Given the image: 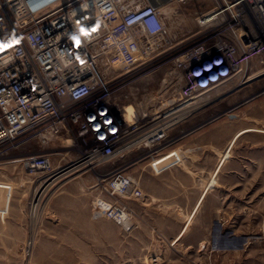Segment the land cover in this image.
I'll return each mask as SVG.
<instances>
[{
  "label": "rangeland",
  "instance_id": "obj_1",
  "mask_svg": "<svg viewBox=\"0 0 264 264\" xmlns=\"http://www.w3.org/2000/svg\"><path fill=\"white\" fill-rule=\"evenodd\" d=\"M172 54L114 77V102L129 112L163 105L176 94ZM202 95L170 130L172 140L185 133L171 146L181 161L160 173L142 147L70 169L82 153L65 135L45 144L31 137L0 160V264H264V78L241 86L235 78ZM38 152L68 173L36 186L43 176H29L18 159ZM121 170L138 195L105 191L103 180ZM117 204L128 209L126 228L104 214Z\"/></svg>",
  "mask_w": 264,
  "mask_h": 264
},
{
  "label": "built area",
  "instance_id": "obj_2",
  "mask_svg": "<svg viewBox=\"0 0 264 264\" xmlns=\"http://www.w3.org/2000/svg\"><path fill=\"white\" fill-rule=\"evenodd\" d=\"M190 1L0 0V160L31 137L45 144L65 135L82 153L73 165H100L132 147L145 149L155 173L181 161L171 146L185 133L172 140L170 130L186 114L168 122L186 102L235 78L237 86L264 78L243 70L254 59L264 70V0H214L208 8ZM168 52L175 95L130 112L114 102V77ZM18 160L29 176H43V187L68 170L44 152ZM103 181L106 192L139 194L123 170ZM104 214L128 226L125 205Z\"/></svg>",
  "mask_w": 264,
  "mask_h": 264
},
{
  "label": "bare ground",
  "instance_id": "obj_3",
  "mask_svg": "<svg viewBox=\"0 0 264 264\" xmlns=\"http://www.w3.org/2000/svg\"><path fill=\"white\" fill-rule=\"evenodd\" d=\"M182 21V19H180V22ZM183 22V21H182ZM257 60V59H256ZM258 61V60H257ZM258 64V63H257ZM264 74V70L263 69H259V68H257L251 75H250V78H253V77H256V76H261V75H263ZM220 86V85H219ZM214 89V88H213ZM216 89V88H215ZM212 94V93H211ZM215 96V95H214ZM204 97H206L205 95H196L193 99H191V100H189V101H187L186 102V105H185V109H184V111H182V113H180L178 116H176L175 118H173V119H171L169 122H168V124L170 125V124H172L174 121H176L181 115H184V114H186L187 112H189L190 110H192L193 108H195L196 106H198V105H200V103L202 102L201 100L204 98ZM209 99V98H208ZM207 100V99H206ZM145 108H147V107H145ZM145 108H143V109H145ZM131 111V110H130ZM138 142V141H137ZM136 143V140H133V141H130L128 144H126L125 146H123V148H127V147H130L131 145H133V144H135ZM80 157V156H79ZM86 161H89V160H86ZM86 161H82V162H84V163H90V161L89 162H86ZM78 164H80V163H78ZM78 164H75V165H73L72 166V168H70V169H73L74 167H77L78 166ZM67 165V164H66ZM70 165V164H69ZM83 166V165H82ZM69 168V167H68ZM69 169V170H70ZM68 171V170H67ZM75 171H76V169H75ZM68 173V172H67ZM60 175V174H59ZM67 175H69V174H67ZM40 176V175H39ZM67 177V176H66ZM40 178V177H39ZM38 178V179H39ZM42 178V177H41ZM40 178V179H41ZM37 179V178H36ZM57 181V180H56ZM53 183V182H52ZM51 184V183H50ZM37 185H39L38 183L36 184V186ZM36 186H35V188L33 189L34 191H35V189H36ZM43 187V186H42ZM45 187V186H44ZM43 187V188H44ZM40 192V191H39ZM32 194V193H31ZM34 194V193H33ZM37 194V196H38V193H36ZM36 197V196H35ZM40 197V196H39ZM38 198V197H37ZM42 198V197H41ZM32 200H33V198H32ZM102 205V204H101ZM33 215V214H32Z\"/></svg>",
  "mask_w": 264,
  "mask_h": 264
},
{
  "label": "water",
  "instance_id": "obj_4",
  "mask_svg": "<svg viewBox=\"0 0 264 264\" xmlns=\"http://www.w3.org/2000/svg\"><path fill=\"white\" fill-rule=\"evenodd\" d=\"M149 1V3L151 4V5H153V6H159V5H161V4H163V3H165V2H167L168 0H148Z\"/></svg>",
  "mask_w": 264,
  "mask_h": 264
},
{
  "label": "crops",
  "instance_id": "obj_5",
  "mask_svg": "<svg viewBox=\"0 0 264 264\" xmlns=\"http://www.w3.org/2000/svg\"><path fill=\"white\" fill-rule=\"evenodd\" d=\"M248 128H249V129H248ZM242 129H248V130H245V132H247V131H251V130H255L254 128H252V127H250V126H246V127L242 128ZM257 130H259V129H257ZM259 131H262V130H259ZM197 203H198V200H196V202H195V204L193 205V207H194Z\"/></svg>",
  "mask_w": 264,
  "mask_h": 264
}]
</instances>
